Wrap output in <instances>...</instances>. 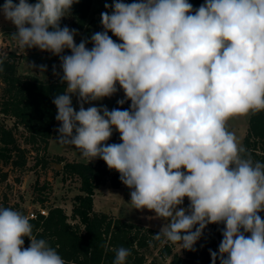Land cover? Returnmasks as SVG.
Wrapping results in <instances>:
<instances>
[{"label":"clouds","instance_id":"9594fccd","mask_svg":"<svg viewBox=\"0 0 264 264\" xmlns=\"http://www.w3.org/2000/svg\"><path fill=\"white\" fill-rule=\"evenodd\" d=\"M78 2L0 5L18 48L60 58L58 143L118 172L133 208L165 221L155 240L191 251L209 224H223L212 264H264V163L227 127L264 111V0H204L195 9L189 0H113L101 13L103 31L77 44V30L60 22ZM3 65L0 57V72ZM119 90L117 104L131 101L128 109L93 105ZM114 131L121 142L109 144ZM130 255L116 249L113 264ZM0 264L67 262L33 234L27 215L0 206Z\"/></svg>","mask_w":264,"mask_h":264},{"label":"trees","instance_id":"16d2710c","mask_svg":"<svg viewBox=\"0 0 264 264\" xmlns=\"http://www.w3.org/2000/svg\"><path fill=\"white\" fill-rule=\"evenodd\" d=\"M18 3V0H14ZM4 0H0V5ZM35 3V0H29ZM204 0H195L191 4L198 8ZM92 0H79L72 6L68 16L62 18L61 27L68 26L77 31L88 26V15ZM51 30V29H50ZM103 31L102 25L98 32ZM109 35L113 40L118 38ZM89 49L92 44L86 45ZM38 48L25 49V51ZM64 54V53H63ZM60 59L58 56H56ZM4 58L3 72H0V116L13 120L12 127L8 128L0 122V180H4L2 165L11 164L15 168L23 169L26 166L28 149L20 147L15 133L22 128L27 133L23 137L26 145L41 146L47 151L53 127L56 123V106L52 100L57 94H62L65 85L60 83V74L51 79L53 66L48 70L49 79L40 80L32 76L17 74L19 56L9 52ZM56 71L59 66L55 65ZM131 101L120 105L121 110L128 109ZM242 145L248 149L255 161L264 163V111L250 113ZM56 163H61L60 157H55ZM44 167L48 161L38 160ZM61 179L78 181V194L73 198L71 214L68 217L58 206L45 207L46 215H37L36 219H29L33 225V234L39 239H45L48 244L57 249L58 254L67 264H113L115 250L120 247L128 248L131 255L126 264H146L145 252L152 246L162 259H170L168 264H212L210 251H218L222 240L223 224H209L201 238L194 245V250L183 249L181 255L172 253L173 247L153 238L159 231L145 229L129 223L114 215L96 212L93 209L94 191L101 185L109 183L112 189H118L124 184L118 174H110L103 168L102 163L95 166L80 162H65L61 168ZM45 198H39L38 203L43 206ZM30 241L24 237V247ZM148 264H156L149 261ZM216 264H219L217 260Z\"/></svg>","mask_w":264,"mask_h":264},{"label":"rangeland","instance_id":"374dc122","mask_svg":"<svg viewBox=\"0 0 264 264\" xmlns=\"http://www.w3.org/2000/svg\"><path fill=\"white\" fill-rule=\"evenodd\" d=\"M128 3L133 0H127ZM195 0H189L192 3ZM111 5L113 0H92L91 16L92 24L88 30L83 33H79L74 37L75 42L79 44L82 39H88L92 35V32L96 25L101 23V13L110 9L105 8V4ZM98 16V18H95ZM96 24V25H95ZM16 31L15 26L3 19L0 16V57L6 56L9 52H13L19 56L17 63V74L20 76H32L40 80L49 79L48 70L51 66L59 65L57 73L63 74L60 68V59L46 51L33 50L25 51L18 48L15 40L12 38V34ZM18 48V52L15 50ZM70 50L65 49L64 55H70ZM21 56V58H20ZM35 64L36 68H31L29 64ZM47 65V71L43 74L40 73L38 66ZM57 75V77L59 76ZM53 76V75H52ZM51 76V78H52ZM119 87V86H117ZM2 85L0 84V93ZM124 98L122 90L117 91L113 96L106 97L101 101L93 102L94 106H107L109 110L113 108H119L117 101ZM73 107L79 110V104L77 103L76 96L72 97ZM93 105H85V108ZM247 116L233 117L228 121L227 127L230 131L235 133L238 141L242 144L243 137L246 132L248 118ZM0 122H3L8 128L12 127L13 120L8 118H2L0 116ZM60 126L59 122L54 128V133L50 139L48 151L44 152L42 147L35 148L26 145L23 142V137H26L27 133L22 128L18 129L15 133V137L18 140L20 147L28 149L26 154V166L23 169L15 168L11 164L2 165V174L5 175L4 180H0V206L10 207L15 210L21 211L25 215H29L31 212L36 213L38 209H45V207L58 206L63 209L64 213L70 217L71 207L73 204V198L78 192L79 183L74 179L62 180L61 168L65 162H80L95 166L100 162L103 168L110 174H118L115 170H110L102 159H95L88 163L81 158L79 150L75 149L71 145H61L56 140L58 133L56 129ZM118 133L116 131L113 132ZM120 140H116L113 143H120ZM49 152V153H48ZM62 159L61 163H56V158ZM48 161V165L44 167L42 163L36 165L39 160ZM59 165L60 167H57ZM131 189L125 185L120 188L113 190L109 183L99 186L94 191L93 196V209L95 211L105 212L107 214L114 215L123 221L133 223L139 227L145 229H152L159 231L164 225L165 221L162 219L155 218L153 212L148 210H136L129 203L131 200L130 196ZM39 198H45V203L41 206L38 203ZM189 201L185 198L183 207L188 206ZM262 218H264V212H260ZM182 250L178 245L173 247L172 253L181 255ZM147 263L154 261L156 264H168L170 259H162L158 256L157 250L152 246L145 252Z\"/></svg>","mask_w":264,"mask_h":264},{"label":"crops","instance_id":"0c3cea01","mask_svg":"<svg viewBox=\"0 0 264 264\" xmlns=\"http://www.w3.org/2000/svg\"><path fill=\"white\" fill-rule=\"evenodd\" d=\"M91 16H93V13H92L91 8H90V12H89V15H88V21H89L88 26L85 27L83 30H81V31H77V32H79V33H83L84 31L88 30V28H89L91 25L94 26V25L92 24ZM95 18H98V16H96ZM95 25H96V24H95ZM100 26H101V23L98 24V25H96L95 28H94V30H93V32H92V34H94L95 32H98V29H99ZM90 37H91V36H90ZM90 37H88L89 40H90ZM88 44H89V43H88ZM15 50L18 52V48L15 49ZM17 54H18V53H17ZM20 58H21V56H20ZM58 66H59V65H58ZM55 78H57V75H54V74H53V76H52L51 79H55ZM57 123H58V121H56V123H55V125H54V127H53L52 135H53V133H54V128H55V126L57 125ZM51 137H52V136H51ZM50 139H51V138H50ZM49 142H50V140H49ZM48 147H49V143H48ZM48 147H47V151H48ZM48 153H49V152H48ZM68 162H70V161H68ZM113 190H116V189H113ZM94 211H95V210H94ZM96 212H101V211H96ZM103 213H105V212H103Z\"/></svg>","mask_w":264,"mask_h":264},{"label":"built area","instance_id":"2783aa9c","mask_svg":"<svg viewBox=\"0 0 264 264\" xmlns=\"http://www.w3.org/2000/svg\"><path fill=\"white\" fill-rule=\"evenodd\" d=\"M125 3H128L127 0H124ZM40 214L42 216H45L46 215V211L44 209H38L36 213H30L28 215L29 219H36L37 215Z\"/></svg>","mask_w":264,"mask_h":264},{"label":"water","instance_id":"95a60500","mask_svg":"<svg viewBox=\"0 0 264 264\" xmlns=\"http://www.w3.org/2000/svg\"><path fill=\"white\" fill-rule=\"evenodd\" d=\"M14 52V51H13ZM116 140H120V135H119V133H114L113 135H112V137L110 138V140L109 141H107V143H109V144H111V143H113L114 141H116ZM57 167H60L59 165H56Z\"/></svg>","mask_w":264,"mask_h":264}]
</instances>
